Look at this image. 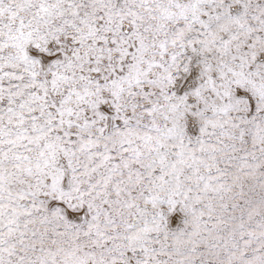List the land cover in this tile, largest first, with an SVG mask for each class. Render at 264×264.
<instances>
[{"label": "snow or ice", "instance_id": "obj_1", "mask_svg": "<svg viewBox=\"0 0 264 264\" xmlns=\"http://www.w3.org/2000/svg\"><path fill=\"white\" fill-rule=\"evenodd\" d=\"M0 264H264V0H0Z\"/></svg>", "mask_w": 264, "mask_h": 264}]
</instances>
